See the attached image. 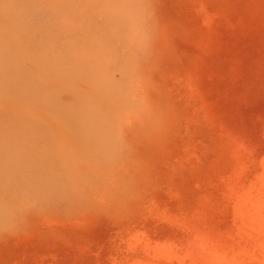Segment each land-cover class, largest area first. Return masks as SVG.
<instances>
[{
	"label": "rangeland",
	"instance_id": "1",
	"mask_svg": "<svg viewBox=\"0 0 264 264\" xmlns=\"http://www.w3.org/2000/svg\"><path fill=\"white\" fill-rule=\"evenodd\" d=\"M0 264H264V0H0Z\"/></svg>",
	"mask_w": 264,
	"mask_h": 264
}]
</instances>
